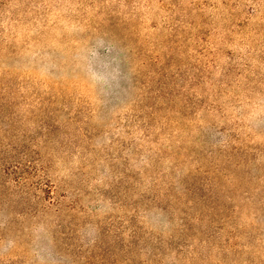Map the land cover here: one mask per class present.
I'll return each instance as SVG.
<instances>
[{
  "label": "rangeland",
  "instance_id": "1",
  "mask_svg": "<svg viewBox=\"0 0 264 264\" xmlns=\"http://www.w3.org/2000/svg\"><path fill=\"white\" fill-rule=\"evenodd\" d=\"M0 264H264V0H0Z\"/></svg>",
  "mask_w": 264,
  "mask_h": 264
}]
</instances>
